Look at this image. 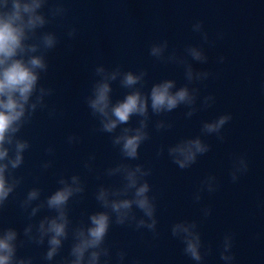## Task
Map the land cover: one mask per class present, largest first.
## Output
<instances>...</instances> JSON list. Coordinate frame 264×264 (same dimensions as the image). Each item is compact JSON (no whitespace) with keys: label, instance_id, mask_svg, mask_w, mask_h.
<instances>
[{"label":"water","instance_id":"water-1","mask_svg":"<svg viewBox=\"0 0 264 264\" xmlns=\"http://www.w3.org/2000/svg\"><path fill=\"white\" fill-rule=\"evenodd\" d=\"M196 21H203L212 43H204L200 33L192 30ZM219 34L222 38H218ZM164 40L168 41V52L175 50L178 55H186L187 45L203 46L208 56L206 64L187 58L196 70L209 71L212 75L190 87L200 89L198 108L206 95H213L215 102L190 118L185 115L188 108L184 105L159 116L149 110L150 139L140 146L139 159L125 162L142 164L152 170L146 179L151 185L150 195L156 197L159 235L154 238L147 229L112 224L106 241L112 246V264H116L119 249L127 252L124 264H132L134 260H139L140 264H196L183 253V243L171 235L172 224L181 220H195L205 248L211 246L212 253L205 257L203 264H223L219 251L226 233L234 234L235 264H264V0H215ZM149 49L120 65L124 71H147L143 91L148 92L154 83L163 79H174L177 88L186 83L183 66L159 61L149 55ZM220 56L225 57L223 63L218 62ZM97 78L46 97L48 108L37 110L31 123L18 134L27 139L31 147L24 154V164L15 172L23 177V182L0 212V226L16 228L20 239L29 221L19 202L32 187L41 188V199H44L60 187L57 180L61 175H80L85 192L69 203V217L75 225L82 219L86 222L87 214L103 210L95 199L100 184L120 183L119 176L104 175L105 169L121 162L119 148L112 145L110 134L94 131L99 121L91 115L85 102ZM112 87L113 101L122 99L128 91L119 86L118 80ZM52 108L56 111L55 117L49 116ZM226 113H230L232 119L222 129L223 142L215 134L201 133L204 121ZM161 119L173 126L157 131L155 122ZM137 120L138 117L133 116L131 125L136 126ZM73 134L80 140L69 145L67 137ZM196 136H201L211 146L210 151L198 156L191 167L180 169L172 163L167 149L181 139ZM49 146L55 149L53 155L46 151ZM161 147L163 155L157 157ZM93 154L95 160L89 171L84 163ZM241 154L246 155L249 169L233 183L232 159ZM47 160H52L53 164L44 170L41 165ZM209 175L216 177L219 187L213 193L203 191L201 200L196 202L194 194ZM204 207L211 208L210 216L204 217ZM136 212L138 217L142 215L139 210ZM53 214L42 209L32 222ZM70 246L71 240H66L60 255L51 264L67 256ZM46 250V243L25 244L18 248L17 255L33 257L34 264H48L42 260Z\"/></svg>","mask_w":264,"mask_h":264},{"label":"clouds","instance_id":"clouds-1","mask_svg":"<svg viewBox=\"0 0 264 264\" xmlns=\"http://www.w3.org/2000/svg\"><path fill=\"white\" fill-rule=\"evenodd\" d=\"M48 2L49 0H0V212L23 182V177L17 176L15 172L24 164V154L31 144L18 134L31 123L37 110L48 108L45 98L54 91L39 82L41 74L46 73L49 67L46 53L55 49L59 40L55 32L39 30L57 17L63 18L67 9L57 2L45 14L43 9ZM192 30L200 33L204 43H212L204 30L203 21H196ZM76 34L74 27L67 32L70 39L75 38ZM218 38H222V34ZM168 48L167 40L153 43L149 55L159 61L184 67L186 83L179 88L174 79H163L145 92L146 70L124 71L119 65L107 68L103 64L95 68V76L98 78L92 83L85 102L91 115L99 121V127L94 131L110 134L112 145L119 148L122 157L120 163L104 171V175L109 177L119 176L120 183L112 186L100 184L95 192V199L103 210L89 213L86 222L82 219L73 225L69 217V203L85 192V184L78 174L70 177L61 175L57 180L60 187L44 199H41L42 189L32 187L19 202L20 209L26 213L29 221L23 228V239H20L16 228L0 226V264H34L33 257L18 256V248L25 244L40 246L45 243L47 250L42 260L51 264L60 255L64 242L69 239L71 246L68 255L61 257L57 264H112V246L106 242L112 224L134 226L136 230L147 229L154 238L159 235L156 197L150 195L151 185L146 179L152 174V170L142 164L132 165L125 161L139 159L140 146L150 139L149 110L152 115L159 116L184 105L188 108L185 115L190 118L201 108L207 109L215 102L213 95H206L198 108L200 89L190 87L195 82L206 81L212 75L209 71L196 70L187 58L206 64L208 56L203 46H185L186 55H178L175 50L168 52ZM224 60L223 56L218 58L219 63ZM117 80L119 86L128 91L122 99L113 101L112 84ZM49 116H56L54 108L49 110ZM133 116L138 117L136 126L130 123ZM231 119V114L226 113L211 121H204L201 133L215 134L223 142L225 137L222 129ZM172 126V123L163 119L155 122L157 131ZM79 140L75 134L67 137L69 145L76 144ZM210 147L201 136H196L179 140L170 145L167 152L172 163L180 169H187L196 163L198 156L209 152ZM46 151L53 155L55 149L49 146ZM163 152L161 147L156 153L157 157L163 155ZM94 160L95 155H90L84 167L92 171L91 162ZM52 164V160H47L41 167L47 170ZM248 169L246 155L234 156L230 170L232 182H237ZM97 179H100L99 175ZM218 187L216 177L207 176L201 181L194 200L199 202L203 191L213 193ZM36 201L39 202L34 204ZM45 208L54 214L44 215L33 223V218ZM136 210L142 215L138 217ZM211 211L210 207L202 208L204 217L210 216ZM171 235L183 243V253L196 264H203L205 257L212 253L210 245L205 248L195 220L173 223ZM233 246L234 234L226 233L219 251L223 264H235ZM126 257L127 252L119 249L116 252V264H124ZM132 264H140V261L134 260Z\"/></svg>","mask_w":264,"mask_h":264}]
</instances>
